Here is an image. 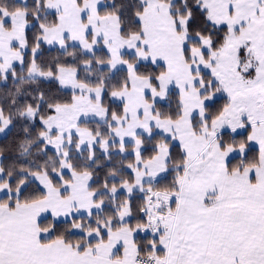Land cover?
<instances>
[{
  "label": "snow or ice",
  "instance_id": "snow-or-ice-1",
  "mask_svg": "<svg viewBox=\"0 0 264 264\" xmlns=\"http://www.w3.org/2000/svg\"><path fill=\"white\" fill-rule=\"evenodd\" d=\"M0 86V264H264V0H0Z\"/></svg>",
  "mask_w": 264,
  "mask_h": 264
},
{
  "label": "trees",
  "instance_id": "trees-1",
  "mask_svg": "<svg viewBox=\"0 0 264 264\" xmlns=\"http://www.w3.org/2000/svg\"><path fill=\"white\" fill-rule=\"evenodd\" d=\"M45 55H46V56H49V55H56V51H55V49H53L50 53L46 51V52H45ZM9 86H10V84H9ZM0 87H2V86H0ZM8 140H11V136L8 137ZM3 142H6V141H4L3 138L1 137V138H0V143H3Z\"/></svg>",
  "mask_w": 264,
  "mask_h": 264
},
{
  "label": "crops",
  "instance_id": "crops-1",
  "mask_svg": "<svg viewBox=\"0 0 264 264\" xmlns=\"http://www.w3.org/2000/svg\"><path fill=\"white\" fill-rule=\"evenodd\" d=\"M1 138V137H0Z\"/></svg>",
  "mask_w": 264,
  "mask_h": 264
}]
</instances>
